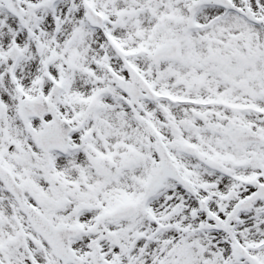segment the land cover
Returning a JSON list of instances; mask_svg holds the SVG:
<instances>
[{
	"label": "snow or ice",
	"instance_id": "1",
	"mask_svg": "<svg viewBox=\"0 0 264 264\" xmlns=\"http://www.w3.org/2000/svg\"><path fill=\"white\" fill-rule=\"evenodd\" d=\"M0 264H264V0H0Z\"/></svg>",
	"mask_w": 264,
	"mask_h": 264
}]
</instances>
